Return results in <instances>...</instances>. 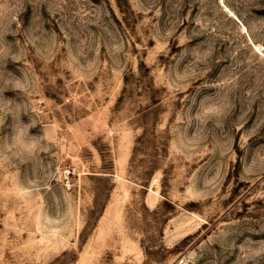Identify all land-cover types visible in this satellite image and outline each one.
Returning <instances> with one entry per match:
<instances>
[{"label": "rangeland", "instance_id": "obj_1", "mask_svg": "<svg viewBox=\"0 0 264 264\" xmlns=\"http://www.w3.org/2000/svg\"><path fill=\"white\" fill-rule=\"evenodd\" d=\"M0 264H264V0H0Z\"/></svg>", "mask_w": 264, "mask_h": 264}]
</instances>
